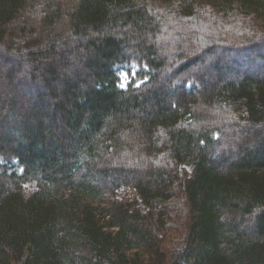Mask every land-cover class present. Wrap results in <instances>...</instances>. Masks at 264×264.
Instances as JSON below:
<instances>
[{"label":"trees","instance_id":"trees-1","mask_svg":"<svg viewBox=\"0 0 264 264\" xmlns=\"http://www.w3.org/2000/svg\"><path fill=\"white\" fill-rule=\"evenodd\" d=\"M68 2L0 0V264H264V0Z\"/></svg>","mask_w":264,"mask_h":264},{"label":"rangeland","instance_id":"rangeland-1","mask_svg":"<svg viewBox=\"0 0 264 264\" xmlns=\"http://www.w3.org/2000/svg\"><path fill=\"white\" fill-rule=\"evenodd\" d=\"M68 1L69 0H63V5L66 6V4L70 3ZM59 28H61V27L58 26V29ZM59 32H60V29H59ZM14 63L15 62L13 60L7 59L5 57V54L3 52H1V50H0V119H1V116H3L2 114H4V112H2L1 107L4 106L7 102H9V100L12 98L13 94H15L16 92H18V95L22 93L21 90H18L19 88L17 90H13L10 88L9 85H8V88H6L7 86L6 87L4 86L5 82L8 83L6 76H8L12 70V68L9 64L14 65ZM130 69L132 70L133 75H135V73L139 70L138 66L135 63L132 64ZM119 76L121 78V86L125 87L127 85V83L129 82V77H128L127 71L123 68L119 69ZM210 79H211V81H215L216 76L211 75L209 77V80ZM182 168H183V171L184 170H187V171L193 170V166H191V165H184ZM27 186L34 188V187H36V184L35 183H28ZM119 197L126 199L129 197H133V194L131 191L122 190L121 192H119Z\"/></svg>","mask_w":264,"mask_h":264}]
</instances>
